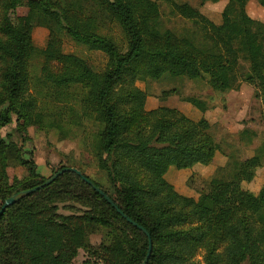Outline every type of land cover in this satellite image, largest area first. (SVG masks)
Returning <instances> with one entry per match:
<instances>
[{"label":"trees","instance_id":"trees-1","mask_svg":"<svg viewBox=\"0 0 264 264\" xmlns=\"http://www.w3.org/2000/svg\"><path fill=\"white\" fill-rule=\"evenodd\" d=\"M34 1L37 16L14 24L9 16L14 0H0V128L14 115L19 129L38 124L65 132L63 123L85 129L90 121L89 150L120 195L118 204L151 234L147 264H199L195 257L200 251L204 264H264V181L257 192L244 186L264 165V142L245 159L230 154L198 196L182 193L166 176L170 167L209 164L221 150L203 114L209 104L186 99L201 111L197 118L166 105L147 109V91L137 85L165 76L203 78L212 89L228 92L244 81L255 87L264 112V22L247 13L249 0H229L221 24L189 2L171 0L175 13L200 24L201 37L164 27L157 0ZM259 2L264 6V0ZM103 20L122 28L125 51L99 31ZM39 25L50 30L41 51L33 39ZM60 29L105 52V69L98 72L85 58L60 48ZM37 54L44 63L34 82L47 90L43 97L26 93L30 61ZM74 92L83 95L78 108L65 100ZM250 132L244 129L242 137ZM10 146L0 131V209L17 192L8 180ZM21 161L37 180L29 188L47 180L33 155ZM67 201L87 209L57 212L58 203ZM97 226L113 234L109 242L94 246L90 234ZM82 248L102 264H142L149 238L75 172L62 173L0 216V264H74ZM89 257L84 264H96Z\"/></svg>","mask_w":264,"mask_h":264},{"label":"rangeland","instance_id":"rangeland-1","mask_svg":"<svg viewBox=\"0 0 264 264\" xmlns=\"http://www.w3.org/2000/svg\"><path fill=\"white\" fill-rule=\"evenodd\" d=\"M160 6V14L164 27L175 33H183L187 30L203 36L200 24L195 19L186 18L174 12L171 0H157ZM189 2L197 7L206 17L216 24L223 21V10L229 0H215L202 2L201 0H177ZM15 7L10 10L9 16L14 24L23 23L29 17H36L38 5L34 0H14ZM247 13L255 19L264 22V6L259 0H249L246 4ZM99 31L113 37L121 51L127 48V40L122 28L117 22L103 20ZM50 30L46 26H37L33 31V39L41 51L49 40ZM56 39L59 47L66 52L75 53L85 58L98 72H102L108 63V55L99 49H90L86 44L78 43L67 33L60 29ZM44 63L42 54H37L30 61L29 69L31 81L27 88V94L41 97L47 96V90L40 82H34L40 75ZM55 64V62H53ZM0 63V71L3 69ZM137 85L147 91V109H153L162 105L177 107L193 118L201 116V111L191 102V97L204 99L209 107L203 113L212 125L215 138L221 145V150L209 164H196L187 170L186 174L173 173L171 178L177 181L180 189L186 194L199 195L206 190L212 177L219 173V169L229 159L230 154L245 159L254 154L255 149L264 142V112L262 100L255 96V87L242 81L240 87L228 92H220L212 89L206 79H190L187 77H162L161 79L138 80ZM37 87H39L37 89ZM74 89V88H72ZM50 91V90H49ZM75 92H80L79 90ZM73 93L68 100L69 105H78L83 95ZM66 96V95H64ZM41 103V102H40ZM44 111H50L43 109ZM200 113V114H199ZM199 114V115H198ZM17 116L13 121L0 128L2 136L11 143L8 152V180L18 191L29 188L37 180L31 179L27 165L22 159H30L31 155L37 163V171L45 177H50L58 169L65 166L79 168L84 174L90 176L107 189L116 201H121L113 184L107 178L104 170L98 166V160L89 150L92 143L90 121L86 122L85 129L75 128L63 123V132L59 128H46L38 124L27 125L18 128ZM244 129H250L252 133L242 137ZM264 181V165L256 170V176L251 182H244V186L252 191H258ZM87 207L75 201L58 203L57 212L63 214L81 213ZM113 231L97 226L91 231L90 240L94 246L101 242H109ZM89 254L83 248L74 260V264H84ZM90 258V257H89ZM96 264L102 261L95 257L90 258ZM195 260L204 264L203 253L200 251Z\"/></svg>","mask_w":264,"mask_h":264},{"label":"water","instance_id":"water-1","mask_svg":"<svg viewBox=\"0 0 264 264\" xmlns=\"http://www.w3.org/2000/svg\"><path fill=\"white\" fill-rule=\"evenodd\" d=\"M66 171H72L77 173L78 175H80L82 177V179L84 181H86L88 184H90L91 186H93L101 195H103L107 201H109L116 209L119 213H121L129 222H131L133 225L139 227L142 231H144L148 238H149V248H148V252L147 255L143 261L142 264H147L150 255H151V250H152V237L150 232L140 223H138L137 221H135L134 219H132L131 217H129L128 215H126L124 213V211L121 209L120 205L118 204V202L112 198L106 191H104L99 185H97L95 183L94 180H92L90 177H88L87 175H85L79 168L77 167H73V166H68V167H63L62 169H59L57 172H55L53 175H51L50 177L47 178V180L40 185H37L35 187H31V188H27L21 191L16 192L15 194L11 195L10 197L6 198V200L4 201L1 209H0V216L5 212V210L12 204L16 203L19 199H21L22 197L29 195L30 193L34 192L35 190L41 188L43 185H47L52 183L59 175H61L62 173L66 172Z\"/></svg>","mask_w":264,"mask_h":264},{"label":"crops","instance_id":"crops-1","mask_svg":"<svg viewBox=\"0 0 264 264\" xmlns=\"http://www.w3.org/2000/svg\"><path fill=\"white\" fill-rule=\"evenodd\" d=\"M218 154V153H217ZM216 154V155H217ZM216 157V156H215ZM197 164H199V163H197ZM196 165V164H195ZM194 166V165H193ZM192 166V167H193ZM192 167H188V168H181V169H179V168H176V167H170V169H169V171H168V173H167V178H168V180L171 182V183H173L174 184V186L180 191V192H182V193H185L186 194V192H184V191H182L181 189H180V187H179V185H178V183H177V181H175V180H173L172 178H171V175L173 174V173H177L178 172V174H186L187 173V170L188 169H190V168H192ZM261 187V186H260ZM260 189V188H259ZM257 192V191H256ZM192 195V194H191Z\"/></svg>","mask_w":264,"mask_h":264}]
</instances>
